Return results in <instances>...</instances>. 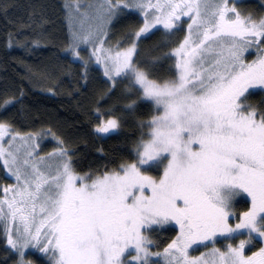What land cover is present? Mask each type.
Masks as SVG:
<instances>
[{"label": "snow or ice", "instance_id": "1", "mask_svg": "<svg viewBox=\"0 0 264 264\" xmlns=\"http://www.w3.org/2000/svg\"><path fill=\"white\" fill-rule=\"evenodd\" d=\"M68 7L79 14L71 55L84 61L81 45L92 44L89 59L103 63L113 85L129 79L139 93L125 109L134 113L138 101L150 100L156 114L139 121L147 131L135 144L136 159L96 173L77 172L60 137V147L36 156L40 132L0 122V157L16 181L0 196L6 255L15 250L14 264H33L25 250L34 246L54 264H152L161 255L165 264H264V107L248 101L250 89H264V15L244 12L235 0H76ZM125 7L139 8L143 24L127 47H106L107 25ZM181 17L188 18L187 34L161 54L173 60L176 75L155 78L151 68L160 57L141 67L139 41L156 25L174 35ZM250 48L257 52L252 60L245 57ZM14 102L9 96L3 105ZM95 127L118 132L121 119L111 115ZM242 193L251 206L234 214ZM170 221L179 225L175 238L151 251L149 233ZM218 236L243 238L221 249ZM257 237L261 246L250 251ZM205 241L213 247L191 256Z\"/></svg>", "mask_w": 264, "mask_h": 264}, {"label": "trees", "instance_id": "2", "mask_svg": "<svg viewBox=\"0 0 264 264\" xmlns=\"http://www.w3.org/2000/svg\"><path fill=\"white\" fill-rule=\"evenodd\" d=\"M75 2L0 0V122L10 123L21 133L55 134L69 148L77 172L96 173L136 159L135 144L147 131V125L141 126L139 121H147L156 114V108L144 100L137 102L134 113L129 112L125 104L139 95L129 79L118 78L113 85L99 67L92 64L85 67L73 60L67 46L71 42V23L76 10L68 5ZM235 2L239 9L253 13L254 17L264 15V0ZM181 20L180 30L174 35L168 36V30L158 28L139 41L136 62L141 67H148L151 57H160L151 68L155 78L176 75L173 60L161 54L186 35L188 19ZM142 24L138 13L125 11L111 24L108 40L113 46L119 42V47H127L131 33ZM256 55V50L250 51L246 59L252 60ZM250 93L248 101L264 107V89ZM9 96L17 97L19 102L3 105ZM111 115L121 119L120 129L107 136L99 135L95 125ZM56 146L61 145L49 139L43 149ZM148 170L153 175L160 174L155 169ZM11 182L0 160V194L2 186ZM248 203L247 199L245 204ZM177 232L176 227L167 226L156 234L159 249L163 250ZM258 244L255 240L254 246ZM8 249L5 238L0 237V264H14L19 258L15 250L6 255ZM25 259L33 264H54L48 254L35 250L26 252Z\"/></svg>", "mask_w": 264, "mask_h": 264}, {"label": "rangeland", "instance_id": "3", "mask_svg": "<svg viewBox=\"0 0 264 264\" xmlns=\"http://www.w3.org/2000/svg\"><path fill=\"white\" fill-rule=\"evenodd\" d=\"M129 2H135V0H129ZM153 2H154V0H153ZM80 3H81L82 5H87V4L96 5V4H99V3H104V0H80ZM125 11L136 12V13H138V14L140 15V17L143 19L144 14H143V12H142L139 8H126V7H125L122 11L118 12L117 15H116L115 17H113L112 20H111V22L107 25V32H108V35H107L106 37H104V40H105V46H106V47L113 46V45L111 44V42L108 40V39H109V29H110L111 24H112V23H113V22H114V21H115V20H116V19H117L122 13H123V12H125ZM73 18H74V21H72V23H71L72 31H73L74 29L79 30V23H78L79 14H78L77 11H74V13H73ZM183 18L188 19L187 17H181V19H183ZM188 22H189V21L187 20V24H188ZM158 28H163V26H162V25H156L154 29H151V30L149 31V33L144 34V37L147 36L148 34H150V33H151L152 31H154L155 29H158ZM72 31H71V37H72ZM186 34H187V25H186ZM97 43H98V42H97ZM92 47H93L92 44H82V45H81V48H80V51H81V56L84 57V61H81L79 58H75V57H73V56L71 55L72 58H73V60H75V61H77V62H80V63H83V64L85 65V67H88V66H90L91 64L94 65V66L99 67V68L101 69V71H102V75H103L105 78H107V79H109V80L112 81V79H111L109 76H107V75L105 74V72H104V68H103V63H102V62L96 61L95 59H89V53L91 52ZM250 51H254V52H255V50L252 49V48H250V49L248 50V52H250ZM248 52H247V53H248ZM247 53H246V54H247ZM246 54H245V57H246ZM85 61H86V62H85ZM258 88H260V87H259V86H255L253 89H250L249 91H252V90H254V89H258ZM148 101H150V100H148ZM150 102H152V101H150ZM152 103H153V102H152ZM153 104H154V103H153ZM154 106H155V104H154ZM155 108H156V106H155ZM96 132H97L99 135H101V136H107V135H110V134L115 133V132H113V133H107V134L99 133V132L97 131V129H96ZM40 133H41V135L37 138L38 143H39V148H38V149L36 150V152H35V155H36V156H42V155H44V154L50 153V152L52 151L53 148L60 147V146H56V147L50 148V149H48V150H44L43 148H44V143H45V142H47L49 139H51V140H53V139L57 140V139H56V137L53 136L51 133H49V134H47V135L43 134L42 132H40ZM4 146H5V147H8V144H7V137L5 138ZM23 158H24V156H23V152H21V159H23ZM0 160H1L2 164H3V158H2V157H0ZM3 166H4V164H3ZM4 167H5V166H4ZM5 170H6V174L12 179V182H11L10 184H14V183H16L15 178H14V176L12 175V173L8 172V170H7L6 167H5ZM148 171H149V170H148ZM149 172H150V171H149ZM152 175H153V174H152ZM10 184H8V185H10ZM3 186H5V185H3ZM3 186H2V188H3ZM2 188H1V189H2ZM2 190H3V189H2ZM0 196H3V192H2V194H0ZM247 199L249 200L248 205L245 204ZM246 206H247V207H250V206H251V199H250V197H249L246 193H242L240 196L236 197V199H235V202H234V205H233L234 214L242 213L243 211H245V210L247 209V208H245ZM232 222L234 223L235 221L233 220ZM167 226H174V227H176L177 230L179 231V225L176 224L175 221H170V222H168L167 224H165V225H163V226H156V227H154V229L149 233L150 236H151V238H152V240L156 242L155 246H152V247H151V251H153V252H162V249H159V244H158L159 242H158V238L156 239V237H157L156 234H159L160 231H162V230H163L165 227H167ZM0 237L5 238V234H4V221H3L2 219H0ZM240 238H243V237L237 236V237L235 238V240H226V239H224L222 236H218V238H217L216 241H215V246H216V247H219V248H221V249H224V248H225V245H226L227 243H229V242H231V243H236ZM256 240H258V242H259V237H257ZM170 241H171V240H170ZM253 244H254V242H253ZM260 246H261V243H260V242H259V244H258L257 247H255V246H249V247H250V251H255V250H256L257 248H259ZM9 247H10V246H9ZM212 247H213V244H212L211 242H209V241L201 242V243H199V244H197V245H193V246H192V248L190 249V255H191V256H199L200 253H202V252H206L208 249H211ZM253 249H254V250H253ZM29 250H35V251H37L38 253L45 254V253H43L40 249L35 248L34 246H33V247H30L29 249H26V250H25V253L28 252ZM134 255H135V252H134L133 250L130 249V250H128L127 253H126V259H129V260H130L131 257H133ZM48 256L51 258V256H50L49 254H48ZM51 260H52V258H51ZM151 261H152V264H165V262H164V257H163L162 255H161V256H154V257H151ZM52 262H53V260H52ZM53 263H54V262H53ZM133 264H137V262H133Z\"/></svg>", "mask_w": 264, "mask_h": 264}]
</instances>
